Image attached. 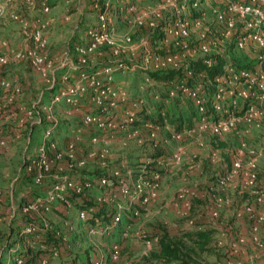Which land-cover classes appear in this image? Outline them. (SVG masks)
<instances>
[{"label": "built area", "instance_id": "2783aa9c", "mask_svg": "<svg viewBox=\"0 0 264 264\" xmlns=\"http://www.w3.org/2000/svg\"><path fill=\"white\" fill-rule=\"evenodd\" d=\"M142 1L144 0H90L87 10L89 18L93 21L85 24L79 43L63 51L61 61L55 67L45 51L44 35L49 27L47 17L51 9L48 0H0V18L5 16L17 24L19 36L24 44L22 48L9 50L5 54L0 53V89L9 92L8 102H12L21 94V88L16 83L2 76L11 62L25 64L50 92L49 100L46 102L39 98L24 109L23 118L20 120V122L35 120V124L38 125L47 123L34 155L28 157L22 166L23 174L29 177L33 185L44 187L40 195L32 197L19 207L20 214L26 217L25 223L20 227L19 236L23 237V246L28 249H33L36 245L43 249L40 238L42 234L53 229L47 220L53 206L65 217L59 221L67 233L78 230L73 228L75 224L70 221V212L75 208L66 196L71 192L91 201L95 209L105 208L109 212L107 219L103 220L101 217L91 216L92 208L88 211L75 209V218L77 222L84 224L83 233L87 238L99 236L106 240L118 229L117 239L109 245V253L107 255L95 253L89 261V264L114 263L117 261L120 245L128 237L130 222L136 220L141 211L155 199V189L160 179L158 168L155 167L151 170L140 167L141 175L133 177L127 173L121 174L118 170L100 175L94 181V186L98 190L94 196L90 195L92 184L64 177L57 182L43 185L45 177L57 166L56 161L63 155L72 159L75 150L74 141L67 140L63 146L64 152H60L55 141L51 139L50 133L57 124L52 116L53 106L62 104L74 108L86 89H89L90 110L81 114L78 120L84 129L113 126L117 119L115 113L117 110L122 111V124L127 126L139 121L137 113L141 111L149 113L140 97L135 96L130 101L124 91L114 86L109 67L103 66L88 71L87 62L90 56L96 51L108 48L111 56L119 59L115 61L112 69L127 68L129 72L139 71L140 74L181 70L189 77L190 62L200 60L206 67L213 66L216 59L224 62L230 44L234 53L264 52V0H157L158 4L150 12L140 8ZM34 11L39 15L30 19L28 14ZM75 11L81 15L78 9ZM68 12L69 10H66L65 13ZM63 21H68L66 14ZM117 21L121 24H131L137 31H145L143 41L135 46L131 44L126 34L119 39L122 46L118 45L114 27ZM3 47L5 48V43H0V48ZM125 52L130 55L137 52L139 56L133 64L126 65L120 60V54ZM184 54L191 57L182 64ZM210 56L212 59L205 58ZM256 57V64L247 70H236L234 66L233 72L224 62L223 73L214 79L215 91L209 97L201 89L200 84L192 88H186L182 84L174 87L192 102L197 122L204 123V126L211 129L215 135L220 136L233 123L250 122L264 117V55ZM72 71L76 72L77 76L74 81L68 83L67 79L70 78ZM229 76L234 84V101L226 106L219 83ZM197 78L200 80L202 76L198 75ZM144 80L149 83L148 85H153L147 79ZM139 89L142 90V87ZM172 96L173 91H169L168 98ZM153 99L157 101L158 97L153 96ZM207 100L212 110L218 114L215 120L203 116ZM141 124L148 129L153 127L150 123ZM75 132L76 136L82 133L79 129ZM150 136L152 137V134ZM14 139H17V136ZM95 139L97 137L91 136L89 141L95 142ZM0 145H3L2 141ZM240 155L239 152L231 160L229 172L210 186L211 193H208L207 198L213 207L211 218H215L217 211L227 203L218 194L230 186L236 175H241L240 192L246 193L251 202L236 208L232 216L235 220L245 222L248 242L255 249L257 257L264 259V242L258 237L259 231L264 230V212L261 211V208H264V183L258 185L253 163L249 162L247 168L242 170ZM88 157L101 159L103 152L90 153ZM170 160L172 164H176L180 160V153H174ZM57 169L59 173L64 170L60 166ZM176 199L182 210L189 209L190 202L183 198V195L177 196ZM201 229L200 226H194L191 230ZM54 235L55 238H60L61 246L51 247L46 256L38 259L37 264H51V260L59 258L62 250L69 249L64 235L59 231ZM140 237L143 253H149L157 248L158 236L146 239L142 234ZM245 243L246 239L240 236L230 241L228 255L231 258H225L224 264H240L233 258ZM19 247L20 243L14 245L16 249ZM156 264L164 263L159 261Z\"/></svg>", "mask_w": 264, "mask_h": 264}, {"label": "rangeland", "instance_id": "374dc122", "mask_svg": "<svg viewBox=\"0 0 264 264\" xmlns=\"http://www.w3.org/2000/svg\"><path fill=\"white\" fill-rule=\"evenodd\" d=\"M50 2L53 4L50 7L55 8L52 12L58 24L53 27L49 43L47 42V33L44 35L45 51L57 67L63 51L75 44L72 38H76L78 34L81 36L86 27L85 24L90 23L93 19L89 18V11L87 10L90 0H51ZM157 4V0H144L140 2V8L150 12ZM76 9L81 12V15L76 14ZM66 10L69 12L65 13ZM65 14L68 16L66 22L63 21ZM114 27L118 45H121L119 39L126 34L129 36L131 44L135 46L143 41L145 31H137L131 24H121L117 21ZM14 34H17V37L22 40L18 33L17 24L9 21L5 16L1 17L0 43H5V48H0L1 54H5L3 53L4 49L6 51L18 49L19 41L13 37ZM23 45L22 43L20 48ZM231 46V44L228 46L229 51L225 54L224 62L233 72L234 66L236 70L250 69L257 62L256 55H264V52L234 53ZM135 54L137 52H134L133 55L125 52L120 54V60L126 65L133 64L139 56V53ZM184 55L182 64H185L191 57L189 54ZM205 58L212 59L211 56ZM117 60L111 56L108 48H103L96 51L88 59V71L103 66L109 67L114 86L124 91L130 101L135 96L140 97L149 110L147 116L154 117L156 114L154 109L158 103L153 99V96H164V87L148 85L149 83L144 80L143 74H140L139 71L129 72L127 68L124 70L112 69ZM12 64L10 62L4 70L2 75L4 79L12 80V77L15 76L16 82L21 87H23V78L26 82L34 80V74L25 64H17L19 65V72H21L17 76L11 69L14 67L11 66ZM9 66L10 70L8 69ZM55 74L58 75L56 71ZM76 76V72L72 71L67 82L74 81ZM43 86L45 85L40 81L37 82L35 88L29 91L25 88L22 89V95L20 94L21 107L26 109L30 105L29 100L32 103L38 100L39 91L42 90ZM140 87L142 90L139 89ZM219 87L222 90L223 102L228 106L230 102L234 101V84L231 76L221 81ZM27 88L29 89V87ZM26 95L29 99L27 102H25ZM7 96L9 93L6 94V98ZM89 96L90 90L86 89L74 108L62 104L52 107V116L57 124L50 133L51 139L55 141L57 150L60 152H64L63 146L67 140L74 141L75 150L72 159L63 155L61 159L56 161L55 165L57 166L50 171L49 176L45 177L43 185L57 182L61 177H64L80 183L92 184L90 195L94 196L98 193L94 181L100 175L118 170L121 174L127 173L132 177L138 176L141 175L139 168L144 164L152 165L160 170V179L155 189V199L141 211L136 220L130 222L128 237L119 247L117 261L109 264H156V261L150 257L152 250L149 253H143L140 236L143 234L146 239H149L164 231L169 235L179 237L182 233L189 232L194 226H200L201 230L212 231L211 245L215 246V249L209 253L196 255L198 264H219L221 261L218 260L219 258L230 259L231 257L225 252V247L236 237L240 236L245 239V236L239 235L238 230L232 227L234 218L224 208L229 203L217 211L215 218H211L213 207L211 201L207 200V196L208 193H211L210 186H213L218 178L229 172L231 160L239 152L242 170L247 168L249 162L253 163L257 173L258 185L261 186L264 183V117L250 122L233 123L226 132L218 136L204 126V123L197 122V118L191 119L186 102L178 103L177 106L168 102L169 113L174 116L181 115L183 118V128L178 134L171 126H161L158 123L148 129L142 126L140 120L131 126L123 125L122 111L120 110L115 112L117 119L113 122V126L101 129L95 127L84 129L81 128L78 120L81 114L90 110H88L90 108ZM46 98L49 100V97ZM6 104V102H0V121L5 116L8 117L10 113ZM17 110L15 109V112ZM22 118V115L19 116L11 125L0 123V142H3V145H0V192L2 193L0 198V257L5 262L10 261L11 256L2 250H6V245L9 246L16 242V232L21 225V217L17 214L19 205L31 197L40 195L44 190V187L33 185L22 172L23 163L28 157L34 155L35 149L41 141L43 124L34 130L32 139L29 138L32 150L28 152L29 145H26L25 136L21 137V135L25 134L22 129H28L29 124L24 121L20 122ZM44 125L46 126L47 123ZM77 129L82 132L78 136L75 132ZM15 136L17 139H14ZM91 136L97 137L95 142L89 141ZM214 140L223 144V147L219 148L217 142L212 143ZM100 151L103 152V158L88 157L90 153ZM176 152L180 153V160L176 164H172L170 158ZM156 154L160 157H154ZM59 166L64 168L62 173L57 171ZM236 181H241V175H236L230 182V186L218 194L220 198L226 201L232 200V208L250 203L249 196L240 192L239 183ZM179 195H183V198L190 202L187 211L180 207V203L176 199ZM226 209L227 211L231 210L227 207ZM262 210L264 209L261 208ZM215 219H220L224 226H230V231L227 230V233L224 231L216 232L215 226L219 225L220 221L218 220L219 222L214 225ZM47 220L54 230H60V221L55 213L50 212L47 215ZM70 221L75 224L74 229L78 228L77 232L74 230V233H61L64 234V239L69 244L71 256L75 257V264H88L95 253L103 255L109 253V245L117 239L118 229L106 240L99 236L87 238L86 234L83 233L84 224L76 221L75 209L70 212ZM221 233L222 236H220ZM260 233L263 237L260 236ZM258 237L264 242V230L259 231ZM19 248L21 249V246ZM252 259L258 258L253 257ZM233 260L236 261L235 258ZM51 264H62V262L58 259L51 260Z\"/></svg>", "mask_w": 264, "mask_h": 264}, {"label": "trees", "instance_id": "16d2710c", "mask_svg": "<svg viewBox=\"0 0 264 264\" xmlns=\"http://www.w3.org/2000/svg\"><path fill=\"white\" fill-rule=\"evenodd\" d=\"M224 62L221 59H216L215 64L210 67H206L204 64L200 62V60L190 62L188 65V70L190 72V76L187 77L181 70L175 71H164V72H145L142 73L143 77L150 81L155 86H162L165 89V94L162 97H158L156 101L158 104L155 107V116H147V113L141 111L137 113V118L143 123H150L153 126H156L157 123L161 126L169 125L174 129L176 133H180L183 128V118L181 115L174 116L171 115L168 111V102L169 104H173L177 106L178 103L186 102L187 109L190 111L191 119L196 118L195 110L193 108L192 102L182 95L179 91L175 90L174 87L182 84L186 88H192L194 85L200 84L201 89L207 95V97L211 96L215 91V82L214 79L220 76L223 73ZM198 75H201L202 78H197ZM173 91L172 98H168V92ZM203 116L205 118H211L213 120L217 119L218 114H216L212 108L210 107L209 101L207 100L204 104V113ZM176 123V124H175ZM217 142V146L219 148L223 147V144L214 140L212 143ZM154 157H160L156 154ZM144 170L154 169L152 165L144 164ZM160 173V170L157 169ZM25 178L28 176L24 175ZM30 180V179H29ZM246 194V193H245ZM247 195V194H246ZM31 199V198H30ZM28 199V200H30ZM66 199L70 201L73 207L77 210H85L88 211L92 208L91 216L96 218H102L103 220L107 219V215L109 212L105 208L95 209L94 205L91 201L86 200L84 198H80L78 195L73 193H68ZM26 200L25 202H27ZM251 202V198L249 197ZM23 202V203H25ZM22 203V204H23ZM21 204V205H22ZM19 205V207L21 206ZM19 207L17 209V214L21 217V225L25 223L26 217H23L19 212ZM51 212L55 213L59 220H64L65 217L61 213L60 210L56 209L55 206L51 207ZM20 225V227H21ZM20 227L17 229V243H20V248H14L16 242L12 245L5 246L6 250L4 253H7L11 256V260L3 261L0 257V264H17L16 261H19L18 264H37V261L40 257L46 256L49 253V249L51 247H59L61 246L60 238H55V232H63L66 231L64 228L60 227V230L52 229L51 232H45L41 235L40 243L43 245V249H39L36 245L33 249H28L23 246V237L19 236ZM61 233V235H64ZM212 231L209 230H190L189 232L182 233L179 237L172 236L167 234L164 231H161L158 235V244L157 248L151 252L150 257L156 262L162 261L164 264H198L196 255L209 253L215 249L214 245H211L212 242ZM69 245V244H68ZM7 247V248H6ZM3 253V252H2ZM65 259V260H64ZM58 260L62 262V264L70 263L75 264V257L71 256L69 249L62 250ZM89 264V262H88Z\"/></svg>", "mask_w": 264, "mask_h": 264}, {"label": "crops", "instance_id": "0c3cea01", "mask_svg": "<svg viewBox=\"0 0 264 264\" xmlns=\"http://www.w3.org/2000/svg\"><path fill=\"white\" fill-rule=\"evenodd\" d=\"M49 1V0H48ZM51 1V0H50ZM49 1V4H50V6H52L53 4L51 3ZM80 8H81V6H80ZM55 8L54 7H51V9H50V13H49V15H48V20H49V27H48V29H47V42L49 43V41H50V36H52V30H53V27H54V25H57L58 24V22L55 20V18H54V14H53V10H54ZM29 15V18L30 19H33V18H36V17H38V13L36 12V11H34V12H31V13H29L28 14ZM75 28V27H74ZM17 29V28H16ZM49 30V31H48ZM49 33H51V34H49ZM70 35H72V34H70ZM69 35V36H70ZM79 35V34H78ZM76 36V38H72V40L74 41V43L76 44V43H79V38L81 37V36ZM15 39H18L17 41H19V46H17L18 48H20L21 47V45H22V40H20L19 39V37H17V34H14V36H13ZM58 37H59V35H58ZM18 43V42H17ZM7 51L4 49L3 50V53H6ZM18 63H13L11 66H14V67H16V66H18V67H16V68H11L12 69V71L15 73V75L17 76V75H20L21 74V72H19V65H17ZM16 65V66H15ZM9 70H10V66H9V68H8ZM33 77H34V80L33 81H30V82H26V80L23 78V87H21L20 86V84L19 83H17L16 82V77L14 76V77H12V80H8V81H11V82H14V83H16L20 88H21V93H22V89H26V90H31L32 88H35V86H37V82H40L39 81V79L37 78V76H35V75H33ZM25 80V81H24ZM39 84V83H38ZM25 85H27L26 87H25ZM27 87H29V89L27 88ZM1 90V89H0ZM40 93V95L38 94V96H39V98L40 99H42V101H45V100H47V98L46 97H49V95H50V92H48L47 90H46V88H45V86H43V88H42V90H40L39 91ZM9 92H5V91H2L1 90V96H0V102H6L7 104H6V107H8L9 108V115H8V117H4L3 118V120L2 121H0V123H2V124H9V125H11V123L13 124L14 123V120L16 119V118H18L19 116H21L22 115V111L25 109V108H22L21 107V104H20V102H22V99H21V95L20 96H18V97H16V98H14V100L12 101V102H7V98H6V94H8ZM43 95V97H41ZM29 99H28V97H27V95L25 96V102H27ZM29 103L31 104L32 102L29 100ZM15 109L17 110L16 112H15ZM26 123H28L29 124V126H28V129H25V128H23L22 129V131L23 132H25V134H22L21 135V137L22 136H25V140H26V145H29V151L28 152H30L32 149L30 148V140H29V138H31L32 139V137H33V134H34V130H36V129H38V127H39V125L38 124H35V120H32V121H28V122H26ZM17 126V125H16ZM46 126L43 124V130H44V128H45ZM9 130L10 131H12V129H10L9 128ZM1 133V132H0ZM4 134H5V132H4ZM0 138H1V136H0ZM2 138H4V137H2ZM24 149H27V147H24ZM236 183H239V181H236ZM236 183L234 184V187H235V185H236ZM232 187V186H231ZM231 187H229V188H231ZM32 198V197H31ZM207 200H208V198H207ZM227 203H229V205L228 206H226L227 205ZM227 203L224 205V206H226L227 208H231V210L230 211H227V209H226V207H224L225 208V210H226V212H229V215L230 216H232V214H233V211L236 209V208H232L231 207V203H232V200H228L227 201ZM242 205V204H241ZM240 205V206H241ZM239 206V207H240ZM262 209H264V208H262ZM225 210H223V213H225ZM262 211H264V210H262ZM221 212H222V210H221ZM220 216H223V215H220ZM222 218H224V217H222ZM220 221V219H215L214 220V222H213V224L215 225V223L216 222H219ZM226 226V225H225ZM223 224H222V221H220V223H219V225H216L215 226V231L216 232H218V233H220L221 231H224L225 233H227V230L228 231H230L229 229H230V226H226L225 227ZM225 227V228H224ZM232 227H235L234 229H237L238 230V233H239V235H243V236H245V239H246V243H245V246L241 249V250H239V253L237 254V255H235L234 256V258L236 259V261L237 262H239L240 264H264V259H261V258H259V257H257L256 255H255V253H256V251H255V249L251 246V244L248 242V239H247V226H246V224H244V222L243 221H241V220H235L234 219V223H232ZM222 228V229H221ZM224 228V229H223ZM227 235H229V234H227ZM220 236H222V233L220 234ZM260 236L261 237H263V235L260 233ZM225 241H226V238H225ZM227 244V243H226ZM227 246V245H226ZM225 252H227L228 253V246L227 247H225ZM216 251V250H215ZM226 256V255H225ZM253 257H255V258H258V259H252ZM233 258V259H234ZM219 261H220V263L219 264H224V260L221 258H219L218 259Z\"/></svg>", "mask_w": 264, "mask_h": 264}]
</instances>
